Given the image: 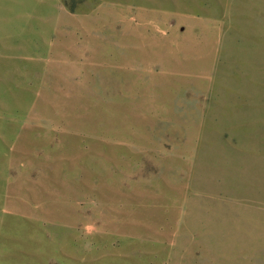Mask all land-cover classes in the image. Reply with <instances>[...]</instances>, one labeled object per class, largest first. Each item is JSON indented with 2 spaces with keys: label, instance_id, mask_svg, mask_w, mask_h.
I'll list each match as a JSON object with an SVG mask.
<instances>
[{
  "label": "rangeland",
  "instance_id": "rangeland-1",
  "mask_svg": "<svg viewBox=\"0 0 264 264\" xmlns=\"http://www.w3.org/2000/svg\"><path fill=\"white\" fill-rule=\"evenodd\" d=\"M0 264H264V0H0Z\"/></svg>",
  "mask_w": 264,
  "mask_h": 264
}]
</instances>
